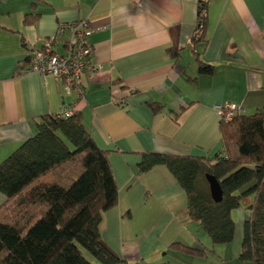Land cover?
<instances>
[{
  "label": "crops",
  "instance_id": "obj_1",
  "mask_svg": "<svg viewBox=\"0 0 264 264\" xmlns=\"http://www.w3.org/2000/svg\"><path fill=\"white\" fill-rule=\"evenodd\" d=\"M199 1H208V25L205 39L193 41ZM27 14L33 23H24ZM81 20L94 30L91 61L102 66L83 76L82 95L64 94L51 75L17 72L48 38L62 54L71 30L58 28ZM227 104L246 115L264 109V0H0V162L41 116L70 106L108 151L118 199L102 214L100 239L127 264H247L239 258L244 210L233 214L232 242L212 245L165 166L137 171L146 152L220 154L215 106ZM176 241L206 255L170 247Z\"/></svg>",
  "mask_w": 264,
  "mask_h": 264
},
{
  "label": "trees",
  "instance_id": "obj_2",
  "mask_svg": "<svg viewBox=\"0 0 264 264\" xmlns=\"http://www.w3.org/2000/svg\"><path fill=\"white\" fill-rule=\"evenodd\" d=\"M35 17L25 15L24 23ZM207 25L208 1H199L193 41L205 39ZM29 60L20 61L17 72ZM198 71L210 74L213 66L199 63ZM152 108L155 112L159 106ZM219 131L220 154L146 152L137 171L165 166L186 195L187 217L201 226L212 245L232 242L233 212L244 210L239 258L264 264V109L220 120ZM207 174L220 183V201L210 195ZM0 193V264H127L100 239L102 214L116 205L117 187L108 151L96 145L78 113L43 115L35 122L33 135L0 162ZM170 247L206 255L205 247L177 241Z\"/></svg>",
  "mask_w": 264,
  "mask_h": 264
},
{
  "label": "built area",
  "instance_id": "obj_3",
  "mask_svg": "<svg viewBox=\"0 0 264 264\" xmlns=\"http://www.w3.org/2000/svg\"><path fill=\"white\" fill-rule=\"evenodd\" d=\"M71 30V37L65 43V51L59 54L53 48L55 37L48 38L41 49L33 50L30 60L24 72H37L43 76L51 75L63 84L64 94L70 95L75 92L82 95V78L84 75L90 77L102 69L98 63L91 61L92 46L90 37L93 31L85 20L62 24L56 35H61L64 29ZM220 120L229 121L241 108L234 104L215 106ZM60 118L73 115L69 106H62L56 113Z\"/></svg>",
  "mask_w": 264,
  "mask_h": 264
},
{
  "label": "water",
  "instance_id": "obj_4",
  "mask_svg": "<svg viewBox=\"0 0 264 264\" xmlns=\"http://www.w3.org/2000/svg\"><path fill=\"white\" fill-rule=\"evenodd\" d=\"M206 180L210 195L214 201H220L222 198V190L219 181L212 175L207 174Z\"/></svg>",
  "mask_w": 264,
  "mask_h": 264
},
{
  "label": "rangeland",
  "instance_id": "obj_5",
  "mask_svg": "<svg viewBox=\"0 0 264 264\" xmlns=\"http://www.w3.org/2000/svg\"><path fill=\"white\" fill-rule=\"evenodd\" d=\"M235 213V211L233 212V214ZM235 215V214H234Z\"/></svg>",
  "mask_w": 264,
  "mask_h": 264
}]
</instances>
